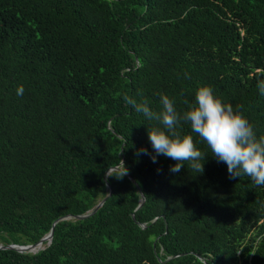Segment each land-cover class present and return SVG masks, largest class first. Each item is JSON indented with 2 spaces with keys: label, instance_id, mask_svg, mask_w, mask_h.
I'll return each instance as SVG.
<instances>
[{
  "label": "trees",
  "instance_id": "trees-1",
  "mask_svg": "<svg viewBox=\"0 0 264 264\" xmlns=\"http://www.w3.org/2000/svg\"><path fill=\"white\" fill-rule=\"evenodd\" d=\"M261 80L264 0H0V244L64 218L0 264H264V187L183 121L202 173L139 155L156 122L123 99L183 113L208 85L264 136Z\"/></svg>",
  "mask_w": 264,
  "mask_h": 264
},
{
  "label": "clouds",
  "instance_id": "clouds-1",
  "mask_svg": "<svg viewBox=\"0 0 264 264\" xmlns=\"http://www.w3.org/2000/svg\"><path fill=\"white\" fill-rule=\"evenodd\" d=\"M257 87L259 95L264 96V80ZM16 94L22 96L24 88L19 86ZM123 99L147 121L156 122V126L147 130L152 152L141 148L139 155H148L154 163L160 156L175 161L169 166L174 174L180 173L186 162L192 171L202 173L207 155L196 147L192 135L177 132L183 121L206 142L211 156L227 166L230 177L243 174L256 186L264 187V136H258L242 111L219 98L211 86L197 88L194 103L183 113L177 111L174 99L166 94L160 96L159 111H154L147 101L138 102L128 95ZM126 173L125 168L120 177Z\"/></svg>",
  "mask_w": 264,
  "mask_h": 264
},
{
  "label": "water",
  "instance_id": "water-1",
  "mask_svg": "<svg viewBox=\"0 0 264 264\" xmlns=\"http://www.w3.org/2000/svg\"><path fill=\"white\" fill-rule=\"evenodd\" d=\"M119 170V167H113L110 169V171H117ZM127 178L130 179L132 181V183L136 186V188L139 190L137 184L131 179V177L129 175H127ZM111 192L109 190L108 194H107V197L110 196ZM140 196H142L140 194ZM105 198H103L91 211L87 212L86 214H83V215H77V216H74L72 217V219L74 220H83L89 216H92L101 206L102 204L105 202ZM142 203V202H141ZM64 218H58L56 219L52 225H51V229H50V232L45 235L43 238H41L37 243L35 244H32V245H26V246H17V245H14V244H10V245H2L0 244V249H16L20 252H25V253H36L38 252L39 250H42L44 248L43 246V243L44 241L46 240V245H49L50 242H51V239H52V236H53V229H54V226L56 223H58L59 221L63 220ZM132 219H134V217L132 216Z\"/></svg>",
  "mask_w": 264,
  "mask_h": 264
}]
</instances>
